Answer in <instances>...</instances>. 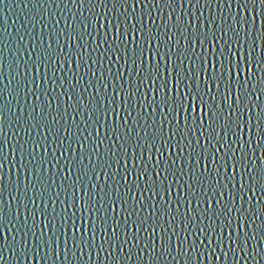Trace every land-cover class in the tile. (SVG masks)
Here are the masks:
<instances>
[{
	"label": "snow or ice",
	"instance_id": "6c2138e0",
	"mask_svg": "<svg viewBox=\"0 0 264 264\" xmlns=\"http://www.w3.org/2000/svg\"><path fill=\"white\" fill-rule=\"evenodd\" d=\"M63 2L37 0L36 12L41 22L52 6L63 13L65 9L60 8ZM70 3L80 10L72 13L76 24L66 23L65 28L53 27L37 36L32 35L36 27L33 23L29 31L31 51H25L24 37L20 36L13 59L7 65L11 78L0 88V264H25L37 257L44 264L50 259L55 264L61 259V245L64 264H72L69 253L80 264H87L83 259L85 253L89 261L93 256L106 254L111 264H120L121 257L125 262L134 260V264H172V261L179 264L181 257L183 264H196L201 258L212 260L218 250L225 259L229 254L236 259L238 252L244 257L251 255L248 252L251 242H264V219L252 232L232 225L233 213L240 225L249 229L256 219L264 216L261 203L264 157H256L257 149L264 151V104L258 103L264 97V31L256 28V16L251 15L256 12L264 17V0H70ZM177 4L182 12L177 10ZM85 5L88 15L83 11ZM214 5L219 17L210 14L205 18L203 9L211 12ZM233 6L238 11L233 12ZM185 16L192 19L185 22ZM146 17L150 23H146ZM52 23L58 26L60 20L53 19ZM44 28L48 25L44 24ZM45 35L47 48L43 47ZM61 37L79 41L76 47L83 50L75 51L76 74L69 78L68 88L60 94L68 95L69 100L75 97L77 103L63 111L60 104L53 110V102L59 97L47 88L43 92L49 99L41 98L40 86L29 75L31 72L39 75L41 65L55 73L57 68L53 65L63 69L71 63L72 55L64 52ZM89 42L93 44L91 49ZM0 44L2 78L8 42L0 40ZM54 44L59 51L53 48ZM21 52L29 57L23 64L22 57L17 55ZM93 52L99 55L93 57ZM120 60L123 65L113 72L111 65ZM105 61L110 65L107 73L111 81L103 69ZM98 63H101L99 75L92 67ZM82 65L87 69L84 75L79 74ZM85 76L91 78L83 85V91H78ZM71 79H75V84ZM51 83L55 85L57 81L53 79ZM65 83L62 77L59 85L63 87ZM89 88H94L95 93L89 94L91 98L85 102L84 93ZM22 90L25 101L28 95L37 101L29 106L27 119L20 106ZM6 95L16 100L20 115L13 109V99H6ZM70 109L79 149L78 156L73 153L68 158L65 153L73 149L71 143L65 148V140L72 141L74 134L65 127V136L60 125L61 121L67 124ZM121 109L126 113L123 122L109 125L110 116L120 120ZM77 117L81 120L77 121ZM6 125L15 128L17 137L21 130L26 133L27 138L20 137L11 145L13 156L17 151L20 153L18 164L9 160L5 152L9 145ZM92 125L96 126L95 132ZM101 128L106 129V135L101 136ZM34 129L39 140L33 138ZM105 140L112 143L101 153L99 145ZM55 149L60 150L59 154ZM41 150L43 154L38 155ZM62 159L65 166H61ZM6 164L26 173L28 183L22 184L20 174L13 180L11 172L6 183L3 171ZM49 165L67 171L68 175L60 177L57 184L53 177L59 172L48 175ZM114 165L115 171H110ZM101 176L105 178L102 185L95 182ZM54 187L58 190L52 191ZM258 193L259 208L251 202ZM129 199L133 202L131 210ZM38 200L44 203L43 209L36 206ZM28 202L36 207L29 208ZM49 202L53 205L51 218ZM121 205L125 213L123 221L117 211ZM21 209L26 213L23 219ZM145 210L150 211L144 214ZM38 212L47 221L42 226L37 223ZM86 216L92 226L90 238L88 228L77 223L78 219L85 221ZM57 220L61 222L59 225ZM145 233L148 236L141 243ZM98 237L102 241L99 244ZM254 248L259 254V248ZM220 258L216 255V260Z\"/></svg>",
	"mask_w": 264,
	"mask_h": 264
},
{
	"label": "water",
	"instance_id": "95a60500",
	"mask_svg": "<svg viewBox=\"0 0 264 264\" xmlns=\"http://www.w3.org/2000/svg\"><path fill=\"white\" fill-rule=\"evenodd\" d=\"M57 2H59V0H57ZM38 5H37V0H3V3H0V40H7L8 42V47L4 50V55L7 57V59L4 61V67H3V77L0 78V88H3L5 84H7L8 79H10L11 77L8 76V73L10 71V69L7 67L8 63L13 59V53L15 52L16 46H17V40H19L20 36L24 37V41L22 43H24V45L26 46L25 51H31V44H32V40L30 39L29 36V31L32 30V25L33 23L36 24L35 27V31L32 33V35H39L41 33H46L48 31H51L53 27H58V29L61 28H65L66 23L67 24H76V21L73 18L72 13H78L80 10L78 9V7L76 5H72L70 3V0H64L63 3H60V8L65 9V11L63 13L60 12V9L56 8L55 6H52L51 8H49V12L45 14V17L43 18L42 22H41V18L39 16V14L36 12ZM88 6L85 5L84 8V13L85 15H88ZM177 10L179 12H182L183 10L180 9L179 4H177ZM97 11H101L100 9H97ZM140 11V9H137V13ZM167 11V10H165ZM204 13H205V18H208L210 14H215L217 15V17H219V10L215 7V5L213 6V8L211 9V12L209 11V9L204 8L203 9ZM233 12L238 11V9L235 8V6H233L232 9ZM259 11V10H258ZM55 14V16H53L52 14ZM199 13L197 12V15ZM242 15H249V13H241ZM36 16V20H33V16ZM61 15H63V19H61ZM154 15H156L154 13ZM251 15H255L256 16V28L258 30L264 31V17L257 15L256 12H252ZM53 19H59L60 23L58 26L53 25L52 20ZM146 19V23H150V21H148L147 17ZM185 22H187L188 20H191L192 17L190 16H185L184 17ZM157 23H160L159 17L157 16ZM44 24L48 25V28L45 29L44 28ZM107 30L102 29V31ZM155 30V29H154ZM132 34L129 33V38L131 39ZM47 36L45 35V41H44V48H47ZM60 43L63 45L64 47V52L65 53H69L72 55V60L71 63L69 65H65L63 67V69H60L58 65H53V67L57 68V71L55 73H53L50 69H46V67L44 65H41L40 67V72L39 75H37L36 72H31L29 73V75H31L32 77L35 78L36 80V84L40 86V92L39 94L41 95V98L46 100L49 99V96L46 95L43 92L44 88H47L49 93H51L54 96H58V100L53 102V110L56 108L57 104L61 105V111H63L65 108H67L70 104L71 105H75L77 103V99L75 97H73V99L69 100V96L68 95H60L61 93H63L65 91L66 88H68V82H69V78L74 77L76 74V65L78 62V57L75 56V51L80 50L83 51L82 49H77V44H79V41H70L65 37H61V41ZM36 45L38 50H40V40L37 39L36 40ZM131 46V45H130ZM0 47H3L2 44H0ZM89 49H91L93 47V44L91 42H89L88 44ZM53 48L56 49V51H59V49L56 47V45H53ZM103 49H101L102 51ZM258 54H259V50H258ZM17 55H20L22 57L21 63L23 64V60H28L29 57L24 54V52L21 53H17ZM63 56V54H61ZM91 55L93 57H96L99 55V53L93 52L91 53ZM66 58V57H65ZM32 59H35V54H33ZM148 59H151V57L149 56ZM103 64V69L105 71V75L108 77V80L111 81L112 77L110 74L107 73V68L110 66L106 61L102 62ZM123 65V60H120L118 63L117 62H113V64L111 65L112 67V71L116 72L117 71V67ZM92 67H94L97 71V75L100 74V70H101V63H98L96 65H93ZM47 71V81L45 80V72ZM87 72V69L82 65L80 67L79 70V74L80 75H84ZM121 72H123L124 76L127 77V73L124 71L123 68H121ZM65 73H67V76H65ZM65 78L66 83L64 84L63 87H61L59 85V81L61 78ZM78 78V77H76ZM90 76H85L84 81L82 82L80 88L78 91H83V85L87 83L88 79H90ZM55 79L57 81V83L55 85H53L51 83V81ZM70 82L72 84H75V79H71ZM12 87H15V82H13ZM9 91H11V88L9 89ZM36 91V88H33V92ZM69 94L71 93V89L68 90ZM109 93H111V87H109ZM95 93V89L94 88H89L87 93H84V99L85 102H87L91 97L89 94H94ZM25 96V90L21 91V96H20V106H23L24 108V112L23 115L25 117V119H27V114L28 112L31 110L30 109V105L31 104H35L37 103V101L35 100L33 95H28L27 97V101H25L24 99ZM6 99H13L12 96H7L6 95ZM254 99V98H253ZM119 102V101H118ZM258 103L264 104V97L261 98L260 101H258ZM20 106L17 105L16 100L13 99V109L16 112L17 115H20ZM256 111H259V109H256ZM72 115H73V110H69V118L67 120V124L64 123V121H61V132L64 133L65 136H67V133L64 132L65 127L71 128L73 135V139L72 141L69 140H65V148H67L68 144L71 143L72 144V149L73 152H66L65 156L68 158H71V156L73 155V153H75L78 156V149H79V145L75 142V134L77 133V128L75 127V125L73 124V120H72ZM101 115V121L103 122V111H101L100 113ZM126 113L123 109L120 110L119 112V117L120 120L117 121V117L115 116H110L109 120H108V124L115 126V124L117 122L122 123L123 122V118H125ZM245 118L247 119V116H245ZM48 119H51V116L48 117ZM77 121H80L81 118L77 117L76 118ZM96 126L92 125L91 130L93 132H95ZM6 131L9 137V145L5 147V152L8 155L9 160L14 161L15 163H19L20 160V153L19 151L16 152V154L13 156L12 154V148L11 145H14L16 143V141L20 138V137H26V133L21 130L20 131V137H17L14 135L15 133V128L9 125H6ZM245 132H247V129H245ZM100 134L101 136L106 135V129L105 128H101L100 129ZM33 138L39 140L40 137L37 135L36 130H33ZM247 138V136H245V139ZM112 143L111 140H105L104 144L99 145V149L101 153H104L106 148ZM255 144V142H254ZM205 146H207L205 144ZM29 149H31V144L29 143L28 145ZM88 147H91V144L88 145ZM57 154H59V149H55ZM51 151H53V148L50 147L49 148V152L51 153ZM43 151L41 150L38 155H42ZM185 155H187V150L185 151ZM256 157H264V151H261L259 149H257L256 151ZM51 159V157H49ZM52 163H55V161L53 160ZM85 163H87V160H85ZM203 164V161L201 162ZM257 163L259 164V160H257ZM66 165V161L65 160H61V166H65ZM50 171L48 172V175H52L55 172H59L58 176H54L53 178L56 180L57 184L60 183V177L62 176H67L68 172L67 171H60L59 168H51V165H49ZM4 175H5V182L7 183L8 180V176L11 172L12 175V179L15 180L16 175L20 174L21 177V182L22 184H27L28 183V179L26 178L27 174L21 172V170L17 167V168H13L12 164H6L5 168H4ZM110 171H115V165L113 166V169ZM75 178V173L73 175V179ZM117 179H120V176L117 175L116 177ZM104 177L101 176L100 180L95 181L96 183L99 184H103L104 183ZM184 179H187V176L184 177ZM34 180V178H33ZM49 183H51V181H49ZM13 191L15 190V186H12ZM58 189H56L55 187L53 188L52 191H57ZM121 191L123 192L124 189H121ZM29 195H31V192L29 193ZM79 195V194H78ZM137 197L139 198V193H136ZM150 195V194H149ZM163 195V193H162ZM249 197L252 196V193H248L247 194ZM259 193L257 194L256 197L252 198V204L256 205L257 208L260 207V203H258L259 201ZM5 196L7 197V193L5 194ZM176 197V193L175 191H173V199H175ZM55 198V197H53ZM61 198H63V195L61 196ZM158 199V198H157ZM27 202V201H25ZM148 203H151V201H147ZM264 203V202H261ZM132 205L133 202L131 199H129V204H128V208L129 210L132 209ZM28 206L29 208H33L38 206L40 209L44 208V203L41 201H37V205L34 206L32 205L30 202H28ZM195 207V203L193 205ZM52 207L53 205L49 202L48 203V213H49V218H51V213H52ZM57 209H59V204H57ZM123 205H121L118 208V215L121 219V221H123L124 215L125 213L123 212ZM15 209H16V204H13V214H15ZM186 209H182V212L185 211ZM22 211V216L21 219H23V214L24 210L21 209ZM150 210H145L144 214H147V212ZM111 215V213H109ZM233 217H234V223L232 225L233 228H237L238 226L242 228L243 231H247V232H252L255 228L260 226L261 223V219H264V216H262L260 219H256L255 223L253 225L252 229L247 228L246 226H242L240 225L239 222V218L236 216L235 213H233ZM85 221H87V224L85 223ZM85 221H81V220H77V223L80 227H87L88 231H89V238H90V233H91V221L89 220V218L86 216L85 217ZM31 219H29V224H31ZM37 223L38 224H42L43 223H47L46 220L43 219L42 216H40L39 212L37 213ZM58 225L61 223L59 220H57L56 222ZM111 223V221H110ZM177 223H179V221H177ZM99 224V221H97V225ZM100 229L99 227H97V232H99ZM121 232H123V226L121 227ZM37 234L39 235V231L37 232ZM83 233H79L78 235H81ZM4 235H8L7 233H4ZM69 235H71V233H69ZM181 235H183V233H181ZM148 234L145 233L143 234L142 237V241L141 243H143V239L147 238ZM258 236V240H259V234L257 233ZM9 240H11V237H9ZM29 240L31 242V236L29 237ZM0 242H2V237H0ZM102 241L99 239H97V244L101 243ZM191 241H189L190 243ZM133 243H135V241H133ZM70 246L71 245V241H69ZM254 246H257L259 248V254H257V252L255 251ZM61 259L58 261H55V264H64L63 261V245H61ZM248 252L251 253V255L244 257L243 253H237L236 259H233L232 255L229 254V256L227 257V259H225L222 255V253L219 252V250L213 254V259L212 260H208V259H198L196 260V264H264V242H259L258 241H252L251 244L248 247ZM6 255H8V253H6ZM44 255V252H41V256ZM216 255H220V260H216ZM69 257L71 258L72 264H80V261L77 260L75 257L71 256V253H69ZM147 254L145 253L144 259L147 260ZM84 261L87 262V264H111V262L106 258V254H101L99 258H97L96 256H93V259L91 261L88 260V256L87 253H85L84 256ZM169 260H171V257H169ZM25 264H44V261L41 260L39 257L35 258V259H30L29 261H25ZM48 264H53V261L50 259L48 261ZM120 264H134V260L133 261H127L125 262V260L121 257L120 258ZM172 264H177V261H172ZM179 264H183V257H181L179 259Z\"/></svg>",
	"mask_w": 264,
	"mask_h": 264
}]
</instances>
